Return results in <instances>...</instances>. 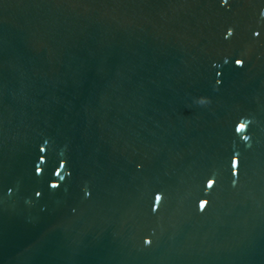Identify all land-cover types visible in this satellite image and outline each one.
Listing matches in <instances>:
<instances>
[{
  "label": "water",
  "instance_id": "95a60500",
  "mask_svg": "<svg viewBox=\"0 0 264 264\" xmlns=\"http://www.w3.org/2000/svg\"><path fill=\"white\" fill-rule=\"evenodd\" d=\"M0 264H264V0H0Z\"/></svg>",
  "mask_w": 264,
  "mask_h": 264
},
{
  "label": "clouds",
  "instance_id": "9594fccd",
  "mask_svg": "<svg viewBox=\"0 0 264 264\" xmlns=\"http://www.w3.org/2000/svg\"><path fill=\"white\" fill-rule=\"evenodd\" d=\"M225 3H226V0H225ZM231 35H232V31L229 30L228 36H231ZM256 35H259V33H256ZM235 64L237 66H243V60L237 59L235 61ZM216 83L218 85L220 83V81H217ZM197 103L200 104V105H204V104L210 103V100L207 97L201 96V97L197 98ZM232 168H233V175H236L237 174V168H238V159L233 158ZM214 185H215V181L212 180V179H209L208 182H207L206 187H207V189L211 190L214 187ZM52 187L55 188L56 185L55 186L52 185ZM162 201H163V195L160 194V193L156 194L155 195V206L153 208V211H156L158 209V207L160 206ZM208 204H209V201L207 199H201L199 201V204H198L199 210L201 212H203L206 209V207L208 206ZM151 242L152 241L150 239H145V244L146 245H150Z\"/></svg>",
  "mask_w": 264,
  "mask_h": 264
},
{
  "label": "snow or ice",
  "instance_id": "6c2138e0",
  "mask_svg": "<svg viewBox=\"0 0 264 264\" xmlns=\"http://www.w3.org/2000/svg\"><path fill=\"white\" fill-rule=\"evenodd\" d=\"M55 186V185H54Z\"/></svg>",
  "mask_w": 264,
  "mask_h": 264
}]
</instances>
